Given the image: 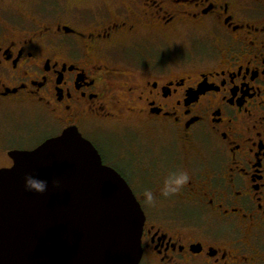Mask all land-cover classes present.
<instances>
[{"label":"flooded vegetation","instance_id":"obj_1","mask_svg":"<svg viewBox=\"0 0 264 264\" xmlns=\"http://www.w3.org/2000/svg\"><path fill=\"white\" fill-rule=\"evenodd\" d=\"M7 1L0 119L39 126L0 120V169L75 128L142 207L140 264H264V0Z\"/></svg>","mask_w":264,"mask_h":264},{"label":"water","instance_id":"obj_2","mask_svg":"<svg viewBox=\"0 0 264 264\" xmlns=\"http://www.w3.org/2000/svg\"><path fill=\"white\" fill-rule=\"evenodd\" d=\"M10 157L0 169V264H140L142 207L77 129ZM27 174L48 191H27Z\"/></svg>","mask_w":264,"mask_h":264},{"label":"clouds","instance_id":"obj_3","mask_svg":"<svg viewBox=\"0 0 264 264\" xmlns=\"http://www.w3.org/2000/svg\"><path fill=\"white\" fill-rule=\"evenodd\" d=\"M190 177L187 171L176 170L169 172L163 179L162 186L160 187V195L169 197L181 191L185 185L189 183ZM53 187L59 188L60 181L53 180ZM25 189L29 192L44 194L49 189V182L46 179H41L37 175L27 174L24 178ZM145 200L149 203L153 202L155 197L151 190H145Z\"/></svg>","mask_w":264,"mask_h":264},{"label":"rangeland","instance_id":"obj_4","mask_svg":"<svg viewBox=\"0 0 264 264\" xmlns=\"http://www.w3.org/2000/svg\"><path fill=\"white\" fill-rule=\"evenodd\" d=\"M6 5H8L9 7H14L15 9H19V10H23L26 13V10L29 9L28 3L25 2H19L18 0H8ZM186 38L180 34L177 38V40L181 41V40H185ZM2 120V123L4 125L7 126V128H9L7 131H16L18 126L22 125L23 127L27 128V129H33L36 126H39L38 120L35 117V114H27L25 113L24 116L22 118H20L19 116H15V117H10V118H4V119H0ZM37 130V129H35ZM39 136H41V134H39ZM42 138H36L34 137L33 140H30L29 145L30 146H37L38 144H40ZM6 161L3 157H0V164H5Z\"/></svg>","mask_w":264,"mask_h":264}]
</instances>
